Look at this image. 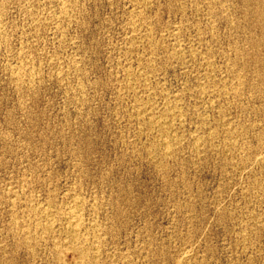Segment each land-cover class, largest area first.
Masks as SVG:
<instances>
[{
	"label": "rangeland",
	"instance_id": "374dc122",
	"mask_svg": "<svg viewBox=\"0 0 264 264\" xmlns=\"http://www.w3.org/2000/svg\"><path fill=\"white\" fill-rule=\"evenodd\" d=\"M73 204L81 264H264V0H0V264Z\"/></svg>",
	"mask_w": 264,
	"mask_h": 264
},
{
	"label": "bare ground",
	"instance_id": "6f19581e",
	"mask_svg": "<svg viewBox=\"0 0 264 264\" xmlns=\"http://www.w3.org/2000/svg\"><path fill=\"white\" fill-rule=\"evenodd\" d=\"M76 1V0H75ZM63 10V9H62ZM60 12V11H59ZM64 13V12H63ZM140 19V18H139ZM41 23V22H40ZM138 30V29H137ZM181 55V54H180ZM24 57V56H23ZM181 57V56H180ZM180 57H178V58H180ZM142 66V65H141ZM146 67V66H145ZM141 68V67H140ZM139 68V69H140ZM147 68V67H146ZM142 70V69H141ZM133 72H135V71H133ZM16 74V73H15ZM135 74H136V72H135ZM145 74V73H144ZM133 75V74H132ZM148 75V74H147ZM131 76V75H130ZM142 76V75H141ZM134 77V76H133ZM146 77V76H145ZM139 78V77H138ZM21 80V79H20ZM24 80V79H23ZM145 80V79H144ZM147 80V79H146ZM25 81V80H24ZM138 81V80H137ZM140 81H141V79H140ZM134 82H135V80H134ZM146 82V81H145ZM128 84V83H127ZM130 84V83H129ZM138 84V83H137ZM131 86V85H130ZM129 86V87H130ZM133 86V85H132ZM126 88H127V86H126ZM134 89H135V87H134ZM211 89V88H210ZM235 90V89H234ZM201 91V90H200ZM205 91V90H204ZM206 92V91H205ZM138 105V104H137ZM173 106V105H172ZM174 107V106H173ZM147 108V107H146ZM145 108V109H146ZM171 108V107H170ZM175 108V107H174ZM175 109H177V108H175ZM174 110V109H173ZM149 112V111H148ZM172 112H174V111H172ZM174 113H176V112H174ZM179 114V113H178ZM181 114H183V113H181ZM153 119V118H152ZM155 121L156 122H158L156 119H155ZM154 121V122H155ZM155 122V123H156ZM160 122V121H159ZM162 122V121H161ZM161 122L159 123V124H161ZM151 124H153V121H152V123ZM162 124H163V122H162ZM164 124H167L166 122L164 123ZM157 127H158V123H157V125H156ZM155 126V127H156ZM171 126V125H170ZM163 127V126H162ZM174 127H176V126H174ZM160 128H161V126H160ZM169 128V127H168ZM167 128V129H168ZM164 129V128H163ZM171 129V128H170ZM164 131H165V129H164ZM165 132H167V131H165ZM160 136V135H159ZM162 137V136H161ZM174 138H175V136H174ZM173 139V138H172ZM166 143H164L165 144V147H166V149H168L171 145V143H168V142H171V141H165ZM173 142V141H172ZM176 142V141H175ZM174 142V143H175ZM177 143V142H176ZM175 145V144H174ZM177 145V144H176ZM175 145V146H176ZM163 146V145H162ZM170 149H171V147H170ZM164 151V150H163ZM166 151V150H165ZM168 152V151H167ZM172 152V151H171ZM165 154H166V152H165ZM72 204V203H71ZM77 206L78 205H75L74 206V204H73V206L72 207H70V209H68V211H67V213H66V218H65V222H62V223H65L64 224V226H65V228H66V231H67V235H68V238L66 239V240H68V242H65V245H66V248H68L67 250L68 251H72L73 252V260H72V262H71V264H81V263H83V261H84V259L87 257V256H89V255H91V257H92V259H93V261H94V263H98V252H100L99 251V247H100V244H99V246H98V244H96V243H94V241L92 242L91 241V237H89V235H87L88 233H89V231H88V233L87 234H85V233H83L82 232V230H81V224H82V222H81V219H80V216H79V214L77 213ZM40 207V206H39ZM48 209V208H47ZM44 210V209H43ZM50 210V209H49ZM36 212V211H35ZM63 212V211H62ZM42 213V212H41ZM54 214V213H53ZM43 215V214H42ZM82 217V216H81ZM53 221V220H52ZM50 222V221H49ZM55 222V221H54ZM54 224V223H53ZM48 225H49V223H48ZM52 225V224H51ZM55 225V224H54ZM63 226V225H62ZM63 226V227H64ZM50 227V226H49ZM48 227V229H50ZM47 228V227H46ZM54 228V227H53ZM96 228V227H95ZM45 229V228H44ZM45 232H46V230H44ZM43 231V232H44ZM50 231V230H49ZM44 232V233H45ZM47 232H48V230H47ZM49 233V232H48ZM92 233H94L93 231H92ZM35 234V233H34ZM96 234V233H95ZM92 236V235H91ZM96 236V235H95ZM100 237V236H99ZM91 238V239H90ZM97 238V237H96ZM97 241V240H96ZM101 243V242H100ZM64 245V246H65ZM62 253V252H61ZM60 260V259H59ZM61 261V260H60ZM64 262V261H63Z\"/></svg>",
	"mask_w": 264,
	"mask_h": 264
}]
</instances>
